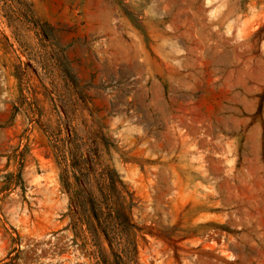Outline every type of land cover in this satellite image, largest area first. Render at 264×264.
I'll list each match as a JSON object with an SVG mask.
<instances>
[{
    "label": "rangeland",
    "instance_id": "1",
    "mask_svg": "<svg viewBox=\"0 0 264 264\" xmlns=\"http://www.w3.org/2000/svg\"><path fill=\"white\" fill-rule=\"evenodd\" d=\"M0 264H264V0H0Z\"/></svg>",
    "mask_w": 264,
    "mask_h": 264
},
{
    "label": "trees",
    "instance_id": "2",
    "mask_svg": "<svg viewBox=\"0 0 264 264\" xmlns=\"http://www.w3.org/2000/svg\"><path fill=\"white\" fill-rule=\"evenodd\" d=\"M112 210L117 214V216L108 225H111V230H118V232H120L119 234L121 235V232H124L129 228V226L127 225V220L122 214H120V211L118 209L115 210L114 208H112Z\"/></svg>",
    "mask_w": 264,
    "mask_h": 264
}]
</instances>
